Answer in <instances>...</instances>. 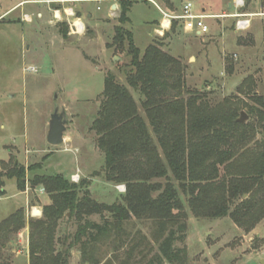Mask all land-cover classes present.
<instances>
[{
  "label": "rangeland",
  "instance_id": "374dc122",
  "mask_svg": "<svg viewBox=\"0 0 264 264\" xmlns=\"http://www.w3.org/2000/svg\"><path fill=\"white\" fill-rule=\"evenodd\" d=\"M32 1L0 0L1 14L24 2L0 20V170H3L0 173L11 169L15 161L26 168L30 206H43L49 198L46 193L39 198L31 188L29 180L36 175L63 174L71 179V175L78 172L81 176L76 184L87 180L93 199L106 204L118 202L124 192L120 194L116 186L107 185L101 172L104 157L97 146L96 152L92 150L95 135L90 127L97 116L98 100L104 91L107 73L114 74L120 83H125V69L118 65L129 63L130 59L116 54L115 49L109 47L116 28L120 26V0L107 3L51 0V4ZM131 1L139 4L132 5L131 22L122 26L133 32L142 51L147 46L145 41L150 22L160 19L154 3L169 15L180 14L185 4L191 3L197 10L216 16L206 20L210 29L207 35L190 33L180 20H173L170 26L165 27H168L165 33L153 35V42L162 43L164 51L180 58L186 65L188 88L207 92L213 103L233 100L238 105L239 118L243 112L248 116L245 123H254L257 130L247 145L249 148H256L257 142L264 143V128L258 127L260 121L249 113V107L264 109L252 97H264V9L261 8V0H252L248 6V0H243L245 7L241 12L257 14L251 18V26L244 32L236 31L233 18L217 17L234 13L238 0ZM111 4H117L118 8L112 9ZM229 4H232L231 8ZM57 10L60 12L58 19L55 17ZM68 13L73 15L69 17ZM75 17H80L85 23V30L79 36H72L70 31ZM76 23L83 28L84 23L78 20ZM62 29L68 30L67 38L61 34ZM230 63L234 65L232 74L226 70ZM29 67L36 71H28ZM242 84L246 93L238 90ZM133 93L139 102V96ZM56 108L66 114L68 130L65 135H73L72 131H75L83 137L80 141L74 137L69 141L70 147H77L80 162L76 160L79 155L73 148L64 151L65 143L55 147L47 141L49 122ZM5 184L6 193L0 199V222L24 207L26 202V196L18 191L15 179H6ZM247 197L244 196L245 199ZM181 198L185 200L182 194ZM186 212L187 230L177 247L185 251L187 264H262L264 220L251 232H245L229 217L197 218L187 206ZM69 216L67 214V218L60 222L57 238L64 239L76 233L77 225L69 221ZM91 219L100 222L98 216ZM124 228L130 234V239L124 237V247L121 248L119 238H115L116 242L113 239L108 246H98L96 257L101 264H147L158 254L159 241L154 235V223L135 220ZM20 239L23 240L18 236L9 244L7 255L11 264L15 256L11 253L13 247L23 251V246H26L25 242L21 246ZM136 242L143 243L141 248H145L144 252L141 254L138 249L128 257L130 246ZM71 254L70 264H89L83 262L79 248H74ZM25 261L22 257L16 264H25Z\"/></svg>",
  "mask_w": 264,
  "mask_h": 264
},
{
  "label": "trees",
  "instance_id": "16d2710c",
  "mask_svg": "<svg viewBox=\"0 0 264 264\" xmlns=\"http://www.w3.org/2000/svg\"><path fill=\"white\" fill-rule=\"evenodd\" d=\"M119 2L120 26L109 47L130 61L118 65L125 69V83L107 73L90 131L104 157L105 181L125 185L126 193L113 204L100 203L91 196L87 180L76 184L61 174L36 175L29 180L31 188L43 187L51 203L41 218L27 221L25 210L19 209L0 222V264H11L9 244L27 226L30 264H70L74 248H79L84 263L101 264L98 246L119 238L124 247V237L130 239L124 227L135 220L156 226L158 254L147 264H187L185 251L177 247L187 230L186 206L197 218L229 217L245 232L264 220V143L247 146L256 126L237 121L239 108L233 100L213 103L207 92L188 88L186 65L164 51L162 43L142 51L133 32L122 26L130 21L134 1ZM61 34L67 38L68 30ZM226 70L232 74L234 65ZM245 89L244 84L238 87L242 93ZM252 97L264 108V97ZM249 113L264 128V109L249 107ZM26 173L17 161L1 172V193L6 179H15L18 190L25 191ZM67 214L77 231L57 238ZM94 216L100 222L92 220ZM142 244L130 246L128 257L138 249L142 254Z\"/></svg>",
  "mask_w": 264,
  "mask_h": 264
},
{
  "label": "crops",
  "instance_id": "0c3cea01",
  "mask_svg": "<svg viewBox=\"0 0 264 264\" xmlns=\"http://www.w3.org/2000/svg\"><path fill=\"white\" fill-rule=\"evenodd\" d=\"M63 2H61V3H64V1L65 0H62ZM109 1H112V0H101L100 2H103V3H107V2H109ZM144 1H147V0H144ZM32 2H34V3H46V4H51V0H36V1H32ZM73 2V1H72ZM75 2V1H74ZM94 2H98V1H96V0H94ZM24 2H21L20 4H18L17 6H14V7H12V8H10V9H8L7 11H5V12H3L2 14H1V9H0V20L2 19V18H4V17H6V16H8L9 14H11V13H13L14 11H15V9L19 6V5H22ZM147 3V2H146ZM137 4H139V3H136V2H134V6L135 5H137ZM156 6H157V9L159 10V12H160V19L159 20H154L153 22H150V24H151V27L148 29V37H147V40L145 41L146 42V44H147V46L146 47H148L150 44H152V43H154L153 42V39H154V34L156 33V34H163V33H165L166 31H167V29H168V27L167 28H164V26L163 25H165V27L166 26H168V22H165V18H164V16H163V13L162 12H164L156 3H154ZM134 6H133V8H134ZM111 8L112 9H117L118 8V6H117V4H111ZM133 8H131V11H130V13H129V15H131V13H132V9ZM235 9V8H234ZM195 10L197 11V12H200V13H204V14H206V12L204 11V10H197L196 8H195ZM67 11V10H66ZM69 17H71L73 14L72 13H68L67 14ZM55 17H56V19H58L59 17H60V12L57 10V11H55ZM87 17L89 18V19H91V15L90 14H88L87 15ZM130 17V16H129ZM73 20H78V21H81L82 23H84L83 21H82V19L80 18V17H75V19H73ZM130 22H131V18H130ZM51 23V22H50ZM149 23V22H148ZM234 24H235V19H234ZM84 26H85V23H84ZM70 31H71V35L72 36H79V35H81V34H75L74 32H73V30H72V28H71V26H70ZM148 40H151L150 42L148 41ZM134 41H135V39H134ZM148 41V42H147ZM135 43H136V41H135ZM136 45H137V43H136ZM138 46V45H137ZM146 49V48H145ZM74 134L72 135V134H70V135H68V136H66L65 135V145H66V148H65V150L64 151H71V148H73V150H74V152L75 153H77L78 155H79V157L77 156L76 157V160L78 161V162H80V154L78 153V151H77V147L75 146H73V147H70V144H69V141H71V139L74 137L75 138V140H77V141H80L79 139H80V137H82V136H78L77 135V133H75V131H72ZM83 138V137H82ZM96 144V143H95ZM94 144V147H92V150L94 149L95 151L94 152H96L97 151V149H96V145ZM77 146H78V144H77ZM0 171H3V170H0ZM79 173V175L81 176V173L80 172H78ZM78 173H75V174H78ZM75 174H72L71 175V179H69L70 181H72V177L75 175ZM61 175H63V174H61ZM68 179V178H67ZM6 185V184H5ZM107 185H110V186H112V187H115L116 186V190H118L119 192L118 193H123V192H121L119 189H118V187H119V185L117 186V185H114V184H112V183H108L107 182ZM126 187V186H125ZM5 191V190H4ZM19 191V190H18ZM33 191H35L36 193H38V197L39 198H41V196L42 195H44L45 194V190H44V188L43 187H41V186H39V187H37V188H35V189H33ZM21 194H24L25 196H26V202H25V206L23 207H21L20 209H24L25 210V213H26V218H27V221L30 219V218H41L42 217V215H43V208L46 206V205H48L49 204V198L47 199L48 201L46 202V203H44L43 204V206H40V205H34V206H30L29 205V202H28V193L26 192V190L25 191H19ZM5 193H6V191H5ZM4 193V194H5ZM126 192H124V194H125ZM124 194H122V195H124ZM2 193H1V191H0V199L2 198ZM19 210V209H18ZM257 235H259V234H257ZM19 237H21V238H23V240L22 239H20V241H19V243L21 244V246L22 245H24V242L26 243V246H23V251H21V250H19V249H17L16 247H13V249H12V252L11 253H13L15 256L13 257V263L12 264H16L17 263V261L18 260H20V258H22V257H24L25 258V264H30V260H29V228H28V226H27V228L26 229H24L20 234H19ZM25 237L27 238L26 240L27 241H24L25 240ZM22 248V247H21ZM25 250V251H24ZM22 254H23V256H22ZM262 262V264H264V259L261 261Z\"/></svg>",
  "mask_w": 264,
  "mask_h": 264
},
{
  "label": "built area",
  "instance_id": "2783aa9c",
  "mask_svg": "<svg viewBox=\"0 0 264 264\" xmlns=\"http://www.w3.org/2000/svg\"><path fill=\"white\" fill-rule=\"evenodd\" d=\"M101 1V0H96ZM245 7V2L243 0H238L236 3L235 12L229 15L217 16L219 18H233L235 19V29L238 32L247 31L251 26V18L256 16L257 14H248L243 13L241 10ZM165 18V22H168V26L172 24L173 20H180L183 24V27L186 31L190 33H195L200 36H204L210 33V29L206 24L207 19L214 18L216 16H209L204 13L197 12L195 7L191 3H187L181 9L180 14L178 15H169L165 12H162ZM77 20L72 21L70 24L73 32L75 34H82L85 30V26L83 24V28L81 26L76 25ZM165 28V25H163ZM30 72H35L36 69L34 67H29L27 69ZM72 181L74 183H78L80 181V175L75 174L72 177ZM118 189L121 192H126L125 186H119Z\"/></svg>",
  "mask_w": 264,
  "mask_h": 264
},
{
  "label": "water",
  "instance_id": "95a60500",
  "mask_svg": "<svg viewBox=\"0 0 264 264\" xmlns=\"http://www.w3.org/2000/svg\"><path fill=\"white\" fill-rule=\"evenodd\" d=\"M232 7V4H229ZM119 59V58H118ZM248 120V116L243 112L241 117L237 120L240 124H244ZM68 130V120L64 112H60L56 108L49 122V130L47 141L51 146H61L65 143V134Z\"/></svg>",
  "mask_w": 264,
  "mask_h": 264
},
{
  "label": "bare ground",
  "instance_id": "6f19581e",
  "mask_svg": "<svg viewBox=\"0 0 264 264\" xmlns=\"http://www.w3.org/2000/svg\"><path fill=\"white\" fill-rule=\"evenodd\" d=\"M79 23H80V22H79ZM79 23H78V24H79ZM78 24L76 23V25H78ZM79 25H80V24H79Z\"/></svg>",
  "mask_w": 264,
  "mask_h": 264
}]
</instances>
